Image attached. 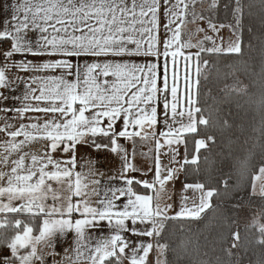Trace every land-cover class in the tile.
Listing matches in <instances>:
<instances>
[{"label": "snow or ice", "instance_id": "6c2138e0", "mask_svg": "<svg viewBox=\"0 0 264 264\" xmlns=\"http://www.w3.org/2000/svg\"><path fill=\"white\" fill-rule=\"evenodd\" d=\"M196 7L197 0L13 3L11 23L5 20L0 30V90L14 91L18 85L24 90L12 97L18 101L12 106L4 105L9 97L0 92V229H13L11 235H0V264H48L46 257L57 255L56 243L68 233L74 234V247L65 253L76 254L75 260L67 258L71 264L81 258L87 264H152L153 252L155 264H168L169 244L162 242L165 222L196 221L213 208L221 188L187 179L179 211L169 215L173 205L160 203L166 184L187 173L188 165L198 166L201 150L215 142L213 135H201L202 126L206 129L213 119L200 105L202 67L210 63L201 54L243 51L241 0L224 6L231 9L234 24L227 27L236 36L226 46L222 36L219 45L208 35L195 44L183 38L187 23L205 19ZM218 7L219 0H211L209 8ZM208 26L219 34L226 25L217 27L209 19ZM206 41L213 46L206 47ZM193 48L197 51H185ZM223 124L229 127L227 119ZM157 126L165 130L157 131ZM146 127L152 131H144ZM149 135L157 153L151 181L127 174L140 169L120 143L132 141L134 153L136 138ZM81 146L123 153L121 175L104 181V173L90 169L93 178L85 183L75 171ZM165 146L172 156L163 175L160 150ZM229 179L219 183L225 198L236 201L232 207L238 218L233 222L238 223L245 199L264 201V162L250 174V187H237L239 196L230 190ZM117 180L121 186L113 183ZM8 214L29 216L33 222L10 220ZM248 227L256 232L249 243L264 247V222ZM230 239L227 254L232 257L242 245L239 228Z\"/></svg>", "mask_w": 264, "mask_h": 264}, {"label": "trees", "instance_id": "16d2710c", "mask_svg": "<svg viewBox=\"0 0 264 264\" xmlns=\"http://www.w3.org/2000/svg\"><path fill=\"white\" fill-rule=\"evenodd\" d=\"M230 3L234 0H219L217 9L203 14L204 21L233 23L231 9L224 7ZM241 3L244 6L242 54H201L210 63L207 79L201 82L200 105L207 110L205 115L211 112L213 116L206 129L202 126L201 135H213L215 142H209L201 150L198 166L188 165L187 173L182 172L184 182L186 179L189 183L205 182L220 187L222 194L199 220L165 222L162 242L169 244L168 264H217L218 258L221 264H234L227 246L234 217L232 205L236 201L225 198L219 181L229 177L230 190L239 196L237 187H250V174L264 162V104L260 102L264 97V0H241ZM231 74L243 81L246 86L243 93L220 92ZM224 119L229 121V127L224 126ZM193 148L190 142L189 158ZM135 187L138 192H145L142 187ZM244 204L249 205L247 199ZM256 204L264 213V201L258 199ZM8 218L33 222L22 214H11ZM261 222H264L262 217ZM11 234V227L0 230V235ZM241 235L239 264H264V247L249 243L256 235L255 229H245Z\"/></svg>", "mask_w": 264, "mask_h": 264}, {"label": "rangeland", "instance_id": "374dc122", "mask_svg": "<svg viewBox=\"0 0 264 264\" xmlns=\"http://www.w3.org/2000/svg\"><path fill=\"white\" fill-rule=\"evenodd\" d=\"M210 3H211V0H197L196 12L197 13L202 12L203 14H206L207 12H209L211 10V8H209ZM191 19H192V17H191V15H189L187 17V20L191 21ZM233 24H234V22H233ZM216 25L218 27L220 24H216ZM197 28H203L204 32H197L196 31ZM183 32H184L183 38L185 40L191 39V42L193 44H195L197 42V40H202L205 35L211 36L217 45H219L221 43V40H220L221 36L224 38L225 46L227 45V43L229 41L236 39V36H234L232 34L231 29H229L227 27V25L223 29L220 30L219 34H217L209 28L207 22H205L204 20H199V19H197L195 23H187L183 29ZM205 46L206 47H212L213 45L211 42L206 41ZM189 51L195 52V51H197V49L193 48V49L186 50V52H189ZM203 54H206V53H203ZM202 59H207V58L202 57ZM208 69H209L208 66L206 68L202 67L203 75L201 76V82L204 81L205 77L208 76ZM245 90H246V86L244 85L243 81L236 74H231L228 77V80L226 81V83L220 88V92H222V93L223 92L243 93ZM134 147H135L136 154H138L136 160L139 162L140 169H142L141 167L144 164H148L147 163V161H148L150 163V166L152 167L151 171H153V167H154V171H155V158H156L157 153H156V149H155V143L153 142V140L136 141ZM183 151H184L183 146H181V157L183 156ZM171 156H172V154L169 151L167 146H165L164 149L160 150V161H161L162 168L164 169L163 175H166V173H167L166 169H167V166L170 165ZM103 157H105V156L103 155ZM171 166L176 167V165H171ZM153 175H155V173L153 174L152 172H150V173H148V175L146 177L142 176L141 179L151 181L154 177ZM183 180L184 179H183L182 172H181L179 174L178 179H176L174 181H169L166 184V191L164 193H162L163 199L161 200V205H163V203H165V202L173 205V209L169 210V215H172L174 213V211H179V209L181 207V196H182L181 189H182V186L184 183ZM187 195L190 196L191 193H187ZM168 196H172V199L168 200L167 199ZM258 199L259 198H255L253 203H249V205L244 204V210L239 215L238 223L232 222L233 225H232L231 232L236 230L237 228H239V230L242 232L243 230H245L246 224H251L254 221L261 222V215L260 214L262 213V211L259 208V206H257V204H256V200H258ZM189 203H190V201H189ZM233 216H234L233 221H236L238 218L236 210H234ZM249 228H251V227H248L247 229H249ZM230 243H231V239H229L227 249L229 248ZM151 257H152V260H154L153 263L155 264V259H156L155 252L152 253ZM230 259H232L234 264H237V262L239 264V260H240L239 252L236 255L230 257Z\"/></svg>", "mask_w": 264, "mask_h": 264}, {"label": "crops", "instance_id": "0c3cea01", "mask_svg": "<svg viewBox=\"0 0 264 264\" xmlns=\"http://www.w3.org/2000/svg\"><path fill=\"white\" fill-rule=\"evenodd\" d=\"M17 2V0H0V30H3L4 21L8 20L11 23V16H12V5L13 3ZM32 38H34L33 34H30ZM169 35H171L169 33ZM161 39H163V29L161 28ZM8 46V41L5 40L4 44ZM186 51V50H185ZM2 66V65H0ZM23 85L15 86V90H0V92H3L4 95L8 96L9 99L4 101V105L12 106L18 104V101H15L12 99L13 96H20L23 93ZM157 131L164 130L162 126H157ZM146 132H151V129H148L147 127L144 129ZM157 139H160L161 143L163 144V138L157 136ZM148 141L153 140L151 135H149L148 139L142 140L139 137L136 138V141ZM154 142V141H153ZM120 143L123 145V147L127 150L128 160L137 168L140 169L139 162L136 160L138 154L136 152L133 153V143L130 140H120ZM154 146V145H153ZM164 149V147L162 148ZM100 152V153H99ZM103 155L105 157H103ZM111 156V157H110ZM113 156V157H112ZM121 156H123V153L117 155L112 153L110 150H100L96 151L93 148L83 147L81 146L77 151V168L75 169L76 172H80L83 174L85 178V183L90 181L93 177H90L88 175L90 169H94L97 172L104 173L103 180L107 181V178L109 176H117L119 177L121 175V166H122V160ZM148 164H144L139 171L133 172L131 169L128 171L129 176H134L136 179H141L142 176H147L148 173L152 172L155 173L154 167L153 171H149L150 163L147 161ZM81 165L83 167H81ZM170 166V165H169ZM168 167V166H167ZM152 168V167H151ZM145 173H147L145 175ZM167 174V173H166ZM154 176V175H153ZM95 178H100L99 176ZM143 180V179H141ZM113 183H116L118 186L122 185V181H113ZM161 203V201H160ZM11 215V214H8ZM4 218V214L0 213V219ZM1 230V229H0ZM97 235L100 234V230H92ZM106 234V230H104ZM73 233H68L64 236L63 239H60L56 243L55 251L57 255L53 258L51 256H47L48 264H54V260L56 261H65V264H71V262L67 259L68 257H71L72 260H75V252L69 251L68 253H65V249H71L74 247L73 245ZM135 239V238H133ZM145 240L147 238H144ZM131 254V253H129ZM152 253L150 254V261L153 263L154 260H152L151 257ZM85 256H87V252H85ZM78 264H87V261L83 258L78 262ZM124 264H128L127 261H124Z\"/></svg>", "mask_w": 264, "mask_h": 264}, {"label": "built area", "instance_id": "2783aa9c", "mask_svg": "<svg viewBox=\"0 0 264 264\" xmlns=\"http://www.w3.org/2000/svg\"><path fill=\"white\" fill-rule=\"evenodd\" d=\"M4 47H7L6 45H4Z\"/></svg>", "mask_w": 264, "mask_h": 264}]
</instances>
